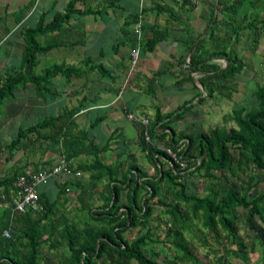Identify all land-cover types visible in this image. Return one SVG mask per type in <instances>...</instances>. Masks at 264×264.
<instances>
[{"label": "crops", "instance_id": "obj_1", "mask_svg": "<svg viewBox=\"0 0 264 264\" xmlns=\"http://www.w3.org/2000/svg\"><path fill=\"white\" fill-rule=\"evenodd\" d=\"M69 1L0 0V84L8 76L23 70L25 30L38 26L41 21L43 26L51 23L56 13L65 12ZM75 7L81 11H91L59 20L56 29H48L37 36L39 42L51 44L52 48L36 54L34 72L41 75L46 67L64 63L75 66L78 74L70 77L57 74L41 84L25 81L16 86L13 94L6 96L0 104V179L12 176L25 167L39 169L51 166L65 153L74 152L83 145L71 158L72 167L80 174H58L47 184L39 186L42 201L49 202H54L64 187L54 212L42 218V230L36 237L41 242L37 256L41 264H68L69 251L63 239L65 225L84 228L87 225L105 224V214L97 215L96 212L107 209L105 202L112 195L113 185L120 188L118 204L121 207L116 214L120 216L126 211L125 206L130 204L127 184L131 172L135 173L134 165L144 172L142 178H152L157 176L161 165L166 168L170 164L155 151L157 144L166 143L169 135L162 139L141 140L140 124L130 121L126 116L128 112L151 121L158 107L161 113L166 114L193 104L184 118L171 124L177 133L186 131V127L191 129L193 125L184 127L180 123L190 112L198 115L207 102L194 104L198 99V96H194L198 90L204 95L198 79L208 73L189 74L188 62L196 46L200 42L207 49L234 46L238 54L239 50L252 51L254 47L264 46V0H199L197 3L190 0H76ZM140 12L143 15L140 53L145 50L152 57L139 54L137 65L129 75V52L136 42L133 28ZM212 19L218 23L214 31L216 39L213 40L209 38ZM154 30L163 36L148 50L145 42L152 37ZM254 30L261 33L257 46L252 35ZM239 56L246 66L236 78H244L243 73L249 69V64L247 59ZM209 62L221 68L226 66L224 58H212ZM230 81L226 82L227 85ZM185 85L190 87L189 99L182 106L171 103L168 97L182 102L181 97L176 98L173 93ZM151 93L153 95L144 100V96ZM222 107L213 110V120L229 113L228 110L222 111L226 108L223 102ZM73 108L77 110L72 116L56 119ZM200 115L198 121L206 122L207 114ZM44 120H47L46 125L28 132L15 146L11 145L20 129ZM57 132L65 134L63 145V135L58 142ZM163 132L169 130H158L157 134ZM184 141L183 138L178 144L182 145ZM94 146L98 150L94 151ZM152 155L154 160L151 162ZM97 160L104 165L114 166L111 178L104 174ZM83 164L93 165L83 170L80 168ZM197 184L207 189L204 194L212 187L211 181L205 183L201 180ZM162 189H165L164 184L161 185ZM140 191L139 204L146 189L143 187ZM12 195V183L0 186V225L7 224L4 229L9 230V238L13 241L11 246L1 245L0 252L16 256L25 251L26 240L21 234L33 221L25 214L12 212ZM85 207L87 215L84 213ZM31 216L34 220L39 217L38 214ZM193 218L191 216L187 221L183 235L195 253L210 257L214 256L212 250L220 249L218 255L226 256L229 260L232 254L226 255L222 247L234 250L235 244H231L230 240L221 243V237L216 239L204 228L196 237L197 244H192L190 237L196 235L190 228ZM130 231H125L123 235L133 239ZM221 234L223 236L225 233ZM245 241L249 240L245 238ZM162 248L169 249L160 245L159 251ZM174 254L180 256V253ZM99 264L108 263L101 259Z\"/></svg>", "mask_w": 264, "mask_h": 264}, {"label": "trees", "instance_id": "obj_2", "mask_svg": "<svg viewBox=\"0 0 264 264\" xmlns=\"http://www.w3.org/2000/svg\"><path fill=\"white\" fill-rule=\"evenodd\" d=\"M76 0H70L64 13H56L51 23L43 26V22L34 27L27 28L24 32L26 44L23 49L25 59L23 70L15 72L13 76H8L0 84V104L3 99L13 94L16 86L23 82L43 83L52 76L61 74L70 77L78 74L77 68L68 64H52L45 68L41 75H36L34 67L37 65L38 53H45L52 48L51 44H42L37 36L45 33L48 29H56L58 21H64L73 14L87 13L91 10H79L75 7ZM210 27V39H216L214 31L217 29V21H212ZM238 27V26H236ZM253 37L256 40L261 36L259 31L254 30ZM162 33L153 31L151 38L146 40L145 47L151 50L156 43L162 39ZM256 47L252 49L254 51ZM224 58L226 66H221L209 62L212 58ZM264 60V57H263ZM182 63V62H181ZM246 64L239 56L234 46L214 47L207 49L203 42H200L188 62L189 74L191 72H208L200 76L198 83L203 87L204 95L201 91L195 97L198 99L196 104H202L207 99L214 98L215 94L223 97H229L234 91L229 85L228 80H233L241 73ZM191 80V75H189ZM253 99L252 107H235L227 120L233 122L232 126L208 128L199 132L188 133L181 131L177 133L172 127V123L184 118L188 110L193 107L184 105L169 113L163 114L160 108H156L153 119L147 125L150 139L159 137L162 139L169 135L168 147L173 149L187 163L185 171L180 172L176 169L177 165L158 169L156 177L142 178L145 174L141 168L134 165V172H131L130 181L127 187L130 188L128 197L130 204L126 211L117 215L119 207V186H112V195L105 202L107 209L96 212L97 215L105 214L103 218L106 222L100 226L87 225L84 228H78L73 224H67L64 227V240L69 251L68 264H99L102 259L108 264H232L228 257L219 256L220 249L212 250L215 259L210 260L201 256L193 250L189 241L183 235L187 229V221L191 216L202 217V228L215 238L221 237V243L230 240L235 244V249L222 247L226 255H234L244 264H249V253L254 251V238L247 243L243 236L239 235L241 219L236 209L242 208L246 216L244 224L254 232L255 239L261 247L262 259L264 260V192L258 189V183L261 179L253 176V169L261 170L264 174V83L257 84L250 93ZM77 108L64 112V115L57 117L68 118L72 116ZM47 124V120L41 121L33 126L20 129L12 140L11 145L15 146L20 139L30 131L42 128ZM168 129L169 132L157 134L158 130ZM145 127L140 124L139 137L144 139ZM62 137L64 144L65 134L57 132V141ZM185 139L182 145H179L181 139ZM83 144V143H82ZM81 144V145H82ZM83 146V145H82ZM76 148L74 152L65 153L64 157L70 160L82 148ZM94 151L98 150L96 146ZM160 156L168 161L170 156L156 147ZM154 160L153 155L150 157ZM97 164L111 178L114 166L104 165L97 160ZM155 163V162H154ZM93 164H83L80 166L83 170H88ZM24 170L21 169L12 176H4L0 179V186L9 185L15 177ZM196 174L204 180L212 182V187L204 195L198 194V184L190 176ZM115 179V178H114ZM164 184L165 189L161 190ZM13 186V185H12ZM145 188V194L141 197V203L138 202L139 189ZM39 190V188H38ZM64 187L58 193V198L54 202L42 201V193L39 191L40 202L43 209L39 213L31 211L25 212V216L33 222L29 228L21 234L26 240L25 251L19 255L13 256L10 253L0 252V264H41L38 259V249L41 244L36 239L41 232L42 218L53 213L58 201L63 194ZM114 193V194H113ZM111 201V203H110ZM110 203V204H109ZM160 210L167 215L169 227L164 237L157 235L153 237L150 218L155 209ZM31 214H38V219H32ZM102 219V218H100ZM258 221L262 226L255 225ZM7 227V224L0 225V233ZM140 228V233L133 239L124 237L123 233L127 230ZM222 233H225L221 236ZM166 235V236H165ZM225 241V242H224ZM13 241L0 234V246H11ZM158 245H164L173 249L177 254L174 256L176 261L166 262V257L160 256ZM154 247V248H153ZM158 251V252H157Z\"/></svg>", "mask_w": 264, "mask_h": 264}, {"label": "rangeland", "instance_id": "obj_3", "mask_svg": "<svg viewBox=\"0 0 264 264\" xmlns=\"http://www.w3.org/2000/svg\"><path fill=\"white\" fill-rule=\"evenodd\" d=\"M140 54L145 55V57H150V56L152 57V55L149 54V52L145 51V50H143ZM239 54L241 56H243L244 59H247L248 64H249V69L247 68L243 73L244 78L243 77H241V78L235 77V79H233L232 81L229 82V87L234 89L230 98L226 99L223 96L216 93L214 98H210V99L206 100L208 103L206 102V105L200 108V113L198 115L195 113H191V112L188 113L186 119L180 123V125H183L184 127L186 125H189V126L193 125V128H191V129H189V127H186L185 128L186 131L199 132V131L206 129L208 127L213 128L215 126H219V127L232 126L233 122L230 120H229L230 122L229 121L227 122V119H228L227 116H228V114H231L233 108L242 107V106L252 107L253 99H252L250 93L255 89V86L257 84L264 83V60H263L264 46L262 45L254 51L239 50ZM140 57H142V56H140ZM246 79H248V80H246ZM173 94L176 95V98L181 97L182 102H178L179 100H177V102H175L174 99H172L171 97H168V100H170L171 103H176L177 105H179V104L181 105L186 99H189L190 87L188 85H185L182 88L177 89L175 91V93H173ZM152 95H153V93L148 94V96H144V100L148 99ZM157 100H158V97H157ZM168 100L166 103H168ZM222 102L224 103V107H226V108L222 109V111L228 110L229 113L228 112L226 113L227 116H226V114L220 115L221 117L218 120L217 119L213 120L212 119L213 118L212 112H213V110H216L218 108V106L223 108ZM203 104H205V102ZM200 114H202L204 116H206V114H207V121L206 122L198 121V119L201 117ZM185 121H187V123ZM158 144L165 146L164 142H160ZM252 172H253V176H255L257 179H261V181L258 183V189L260 191L264 192V174H263V172L261 170H257V169H253ZM190 177L192 179H194L195 183H197L199 181L201 182V180H202V178H200V176H198L196 174H193ZM206 191H207V189H204V188L200 187V185H199V189H198L199 195L204 194ZM162 192H163V189H162ZM141 193H142V191H140L139 194H141ZM79 204H80V202H79ZM86 211H87V207H85V212H84L85 215L88 214ZM237 213L239 214L240 218L243 220L242 226H240L241 228L239 231V235L243 236L244 239L246 238V240H249L247 243H250V241L253 238L255 240L254 251H251L249 253V264H264V260L262 259L261 247L259 245V242L255 239L254 232L252 230H250L248 228V226H246L244 224V218L246 216L245 211L242 208H238ZM150 220H151L153 237H156L157 235L163 236L164 234H167V230L169 227L167 215L164 214L163 212H161L159 207L155 209V212H154L153 216L150 218ZM201 220H202V217L199 215L197 218H193L192 221H190V223H191L190 228L194 231V234H196L195 237H190L192 244H197L196 237L199 236V232L202 229ZM254 223L257 226H262V224L260 222H258L257 220ZM129 233H131L132 237L134 238L140 233V228H134V230H131ZM159 246L160 245H158L156 247L157 248L156 250H158V251H159ZM162 246L165 247L164 245H162ZM174 252L175 251L173 249H170V248L169 249L162 248V251L161 250L159 251L160 256L167 258L166 262H168V261L172 262L174 260V255H175ZM207 258H209L210 260H213V259H215V256H210ZM229 261L232 264H244L240 259L234 257L233 255L229 256Z\"/></svg>", "mask_w": 264, "mask_h": 264}, {"label": "built area", "instance_id": "obj_4", "mask_svg": "<svg viewBox=\"0 0 264 264\" xmlns=\"http://www.w3.org/2000/svg\"><path fill=\"white\" fill-rule=\"evenodd\" d=\"M198 1L199 0H190V2L192 3H197ZM133 32L136 37V42L129 52V75L133 72L137 65L142 44L143 15L141 12L136 17ZM126 116L130 121L139 123L145 127V130L143 132L144 139L145 141H150V137L147 130L149 119L146 117L137 116L132 112H128ZM156 147L159 150L166 152L170 156L168 162L172 167H174V164H176V169L180 170V172L185 171V168L187 166L186 161L182 159L181 156H179L175 151H173V149L168 147L166 144L165 146L157 144ZM58 174L78 175L80 174V172L75 171L72 167L71 159L67 160L64 156L61 157L58 162L48 167L46 166L39 169L25 167L24 170L20 174H18L12 182L13 195L10 200L12 212L20 214H24L27 211L39 213L43 209V205L40 202L38 188L40 185L47 184L51 178ZM2 235L5 238H9V230L4 229L2 231Z\"/></svg>", "mask_w": 264, "mask_h": 264}]
</instances>
